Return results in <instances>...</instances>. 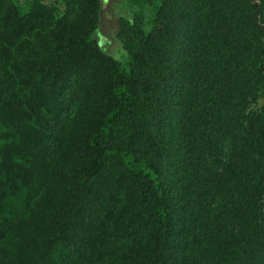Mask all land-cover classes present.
Masks as SVG:
<instances>
[{
    "label": "trees",
    "instance_id": "obj_1",
    "mask_svg": "<svg viewBox=\"0 0 264 264\" xmlns=\"http://www.w3.org/2000/svg\"><path fill=\"white\" fill-rule=\"evenodd\" d=\"M104 2L0 0V264H264V0Z\"/></svg>",
    "mask_w": 264,
    "mask_h": 264
},
{
    "label": "rangeland",
    "instance_id": "obj_2",
    "mask_svg": "<svg viewBox=\"0 0 264 264\" xmlns=\"http://www.w3.org/2000/svg\"><path fill=\"white\" fill-rule=\"evenodd\" d=\"M44 1L47 2L48 0ZM114 1L116 0H105L103 4L102 27L100 29V44L106 52L113 55L119 60L124 69H128L129 61L126 51L123 49L122 45L117 41L113 42L112 39L106 38L107 36L111 35V29L115 22V12L121 10L120 3Z\"/></svg>",
    "mask_w": 264,
    "mask_h": 264
}]
</instances>
